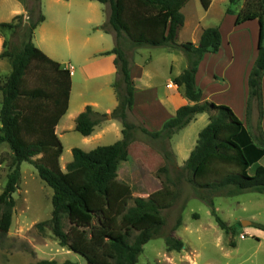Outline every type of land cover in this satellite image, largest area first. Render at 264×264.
I'll list each match as a JSON object with an SVG mask.
<instances>
[{"label":"trees","instance_id":"1","mask_svg":"<svg viewBox=\"0 0 264 264\" xmlns=\"http://www.w3.org/2000/svg\"><path fill=\"white\" fill-rule=\"evenodd\" d=\"M93 1L111 6L105 30H112L116 36V46L108 54L116 55L117 79L113 88L118 101L111 117L121 122L123 138L89 152L74 148L73 160L66 166V171L61 168L64 146L56 127L68 110L72 72L33 43L34 31L45 17L39 11L35 19L31 12L22 47L5 50L0 55L8 58L11 66L6 81L0 84V145L6 143L11 150L10 172L0 195V204L4 206L0 209V231L7 233L10 230L15 207L13 195L21 178V165L27 162L54 192L51 218L39 223L38 228H50L63 248L81 255L88 264H140L139 256L144 246L158 237L164 238L169 251H182L183 241L172 233L160 235L165 219L155 201L134 198L123 192L109 197V187L118 176L120 164L128 161L129 147L139 130L161 143L160 153L165 165L158 170L160 179L164 176L166 184L174 190L183 180L190 183L196 198L209 207L217 225L226 234H234L236 226L228 225L218 215L214 198L250 191L264 193V167L258 165L254 174H249L250 168L264 157V0H247L248 7L237 13L235 21L236 26L251 20H258L260 24L258 57L248 79V124L253 110L256 108L258 112L254 134L229 106L202 101L196 75L204 56L219 52L222 36L219 27H209L203 30L197 45L177 42L178 29L185 22L182 9L191 0ZM199 1L206 11L212 4V0ZM238 1L229 0L228 14L235 13L233 6ZM22 22L23 15L15 16L11 22H2L0 33L16 32ZM122 35H126L135 47L168 46L183 51L187 57V68L174 84L184 87L185 97L194 104L179 108L175 117L169 119L159 132L150 133L129 119L134 106L135 85L131 61L117 44ZM202 113L209 115V123L199 133L197 144L184 166L178 167L168 146L170 140ZM105 117L88 106L76 119V131L84 137L91 136ZM40 155L39 161L33 160ZM172 169L175 176H172ZM66 218L70 225L68 231L63 224ZM180 221L176 229L181 225ZM253 226L264 231V224ZM230 245L234 246V243ZM36 264L59 263L40 260ZM63 264L75 263L65 261Z\"/></svg>","mask_w":264,"mask_h":264},{"label":"rangeland","instance_id":"2","mask_svg":"<svg viewBox=\"0 0 264 264\" xmlns=\"http://www.w3.org/2000/svg\"><path fill=\"white\" fill-rule=\"evenodd\" d=\"M211 5L210 10L206 11L199 0H191L186 4L182 13L187 20V25L179 33L177 39L179 44L193 42L199 26L205 29L222 25L225 36H228L227 39H229L232 34L231 30H233L232 25H234L233 21L224 19L229 0H213ZM39 6L40 3L37 0H0V23L11 22L15 16L23 15V25L16 32L3 31L0 33V55L5 50L22 47L25 41V29L31 22V12L37 19L39 11L41 12ZM247 7V0H239L233 6L236 10ZM107 24L102 26L104 31H106ZM87 29L92 32L96 31L88 27ZM244 30L237 29L236 35L244 34ZM38 38L36 43L40 45ZM117 44L129 59L133 57L138 48L126 35H122ZM90 48H92L91 45L88 49ZM167 48L171 49L172 47H142L141 54L137 59L153 61L152 69L157 72L155 73L158 76L165 75L172 79L174 75L182 73L187 68L188 61L183 51L174 48L172 51H166ZM60 50L64 54L67 52V47L61 46ZM62 60L64 63L71 61L75 67L72 78L76 92L77 88L81 86L78 63L66 55L62 56ZM171 65L174 66V74H169ZM10 72L11 66L8 58L0 57V84L6 81ZM0 98L2 99L1 93ZM220 98H227V96ZM235 107L236 115L240 116L237 106ZM114 121L118 124L116 125L118 131L116 133L111 131L103 138L102 142L97 144L92 143L86 146L83 142L84 137L76 130L66 133L61 140L64 146V152L60 159L61 168L66 171L67 164L73 160L72 149L74 148L90 151L98 146L112 145L122 140V124L117 119ZM253 121L254 123L258 122L256 108ZM208 123L209 115H202L198 120L191 122L180 134L175 133L172 136L175 137L174 143L184 137V144L187 145L185 146L186 150L191 144L195 147L199 133ZM246 127L250 131L253 130L254 134L255 127L249 126L248 123H246ZM135 136V141L138 143L133 146L132 161L122 163L119 167L118 176L109 187V197L112 198L116 193L123 192L134 198L152 199L161 207L165 219V226L160 235L172 233L175 238L184 243L182 251H169L163 237L155 238L144 246V250L139 256L140 264H264V235L256 232L260 229L253 226V224H264V193L250 191L235 196L214 198L218 215L228 225L236 226L234 234H226L217 225L209 207L196 198L195 189L190 183L183 180L178 189L174 190L173 187L166 184L164 176H162L163 179H160L158 170L161 167L158 168V165L162 162L161 143L147 137L139 130ZM168 146L172 150L171 140ZM141 154L144 158L143 161L136 157ZM41 157V155L37 156L33 160L39 161ZM10 158L11 150L8 144H1L0 195L7 184ZM258 165L264 167V159L252 166L249 174H254ZM172 172V176H175L174 169ZM53 193V189L40 179L32 164L22 163L21 178L13 195L15 207L13 208L12 224L9 232L2 233L0 231V264H36L40 260H55L59 264H63L65 261L88 264L81 255L63 248L50 228L45 227L44 230L38 228L39 223L51 218ZM132 204L131 201L130 205ZM0 209H4L1 204ZM179 221L181 225L176 229ZM243 221L251 222V225L243 226ZM63 224L65 231H68L70 225L67 218L63 220ZM174 228L175 230H173ZM232 242L234 246L230 245Z\"/></svg>","mask_w":264,"mask_h":264},{"label":"crops","instance_id":"3","mask_svg":"<svg viewBox=\"0 0 264 264\" xmlns=\"http://www.w3.org/2000/svg\"><path fill=\"white\" fill-rule=\"evenodd\" d=\"M39 3L45 20L35 29L33 43L51 59L71 69L72 74L75 72V67L71 61L64 63L62 56L66 55L72 61L76 60L81 75V86L77 88L76 92L72 78L68 110L56 127V133L62 140L66 133L76 130L77 117L90 106L94 112L106 117L96 125L91 136H83V142L86 146L102 142L103 138L111 131H115V133L118 131L116 126L118 124L114 121L116 119L111 117L112 112L118 106L113 88L114 81L117 79L116 56L108 54L116 46V36L112 30L108 33L102 29V26L106 25L110 19L111 6L93 0H40ZM241 9H235L234 14L226 12L224 19L227 18L234 24L232 25V34L227 39L228 36H225L222 25L218 26L222 36L220 50L216 54L208 53L204 56L196 75V84L202 90V101L229 106L234 112L235 106H237L240 115L237 116L246 126L249 97L248 79L258 57L260 24L258 20H251L236 26L237 13ZM186 23L185 18L184 25L178 29L176 40L180 31L187 25ZM87 27L96 31H89ZM237 29H245V33L238 36L236 35ZM203 30L204 28L199 26L192 43L196 45L199 43ZM37 37H39L40 45L36 43ZM90 45L92 48L88 49ZM61 46L67 47V52L64 54L60 50ZM141 48H137L131 59L128 58L131 61V76L135 85L134 106L129 114V119L148 132L156 133L169 119L175 117L179 108L194 103L185 97L184 87L174 84V80L181 73H177L172 79L165 75L158 76L157 72L152 69L153 61L137 59L141 54ZM166 51H172V48H167ZM173 68L174 66L171 65L169 74H174ZM167 80L168 82H166ZM262 90L264 109V78ZM221 96H227V98H220ZM254 113L255 109L251 114L249 124L253 127L257 124L253 121ZM107 114L109 115L107 116ZM204 114L206 113L196 115L191 122L198 120ZM262 129L264 132V116ZM182 130L177 132V135ZM174 138L171 139V148L175 154L177 166L182 167L195 147L191 144L186 150L185 138H179L177 143H174ZM136 143L138 141H134L130 145L129 159L123 163L132 161V149ZM136 157L144 160L142 154L136 155ZM263 159L264 157L261 161ZM161 160L158 168L165 165L164 160L162 158ZM256 232L264 235V232L260 230H256Z\"/></svg>","mask_w":264,"mask_h":264},{"label":"water","instance_id":"4","mask_svg":"<svg viewBox=\"0 0 264 264\" xmlns=\"http://www.w3.org/2000/svg\"><path fill=\"white\" fill-rule=\"evenodd\" d=\"M246 224H249V225H251V222H248V221H243V226H246Z\"/></svg>","mask_w":264,"mask_h":264},{"label":"built area","instance_id":"5","mask_svg":"<svg viewBox=\"0 0 264 264\" xmlns=\"http://www.w3.org/2000/svg\"><path fill=\"white\" fill-rule=\"evenodd\" d=\"M71 70V69H70Z\"/></svg>","mask_w":264,"mask_h":264}]
</instances>
